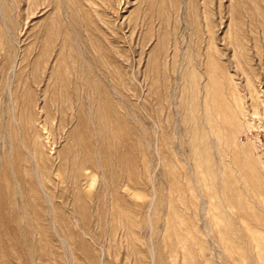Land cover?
I'll use <instances>...</instances> for the list:
<instances>
[{
  "label": "rangeland",
  "instance_id": "obj_1",
  "mask_svg": "<svg viewBox=\"0 0 264 264\" xmlns=\"http://www.w3.org/2000/svg\"><path fill=\"white\" fill-rule=\"evenodd\" d=\"M0 264H264V0H0Z\"/></svg>",
  "mask_w": 264,
  "mask_h": 264
},
{
  "label": "bare ground",
  "instance_id": "obj_2",
  "mask_svg": "<svg viewBox=\"0 0 264 264\" xmlns=\"http://www.w3.org/2000/svg\"><path fill=\"white\" fill-rule=\"evenodd\" d=\"M238 101V100H237ZM241 106V105H240ZM236 121V120H235ZM235 124V123H234ZM235 145V144H234Z\"/></svg>",
  "mask_w": 264,
  "mask_h": 264
}]
</instances>
